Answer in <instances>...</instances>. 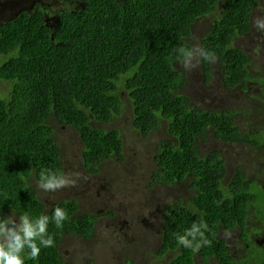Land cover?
I'll return each instance as SVG.
<instances>
[{
    "label": "trees",
    "instance_id": "trees-1",
    "mask_svg": "<svg viewBox=\"0 0 264 264\" xmlns=\"http://www.w3.org/2000/svg\"><path fill=\"white\" fill-rule=\"evenodd\" d=\"M60 1L59 9L35 4L5 15L0 25V81L8 85L7 95L0 90V213L51 216L57 206L68 213L62 228L49 224L55 246L42 249L36 260L26 257L25 264H72L61 256L64 236L89 241L98 226L99 215L83 213L79 198H61L49 208L31 182L47 169L65 173L52 121L78 132L84 165L95 175L105 161L125 157L120 130L95 124L121 116L124 98L137 131L148 135L166 124L169 137L156 147V180L175 185L187 179L195 190L187 203L177 199L164 206L159 245L148 256L159 264H264V246L251 241L252 233L264 231V182L236 169L224 183L222 153L202 155L200 142L213 128L225 142L259 143L264 125L258 134L240 124L246 109L217 113L194 105L183 90L188 74L173 55L179 45L192 47L194 24L212 16L200 46L217 56L224 87L252 97L264 115V92L258 90L264 77L254 78L250 56L233 45L250 32L262 0ZM214 63L201 62L207 82ZM254 79L255 92L249 83ZM251 220L259 225L250 227ZM200 222L209 226L211 245L195 251L179 245L176 236ZM234 228L240 232V251L231 250L219 233Z\"/></svg>",
    "mask_w": 264,
    "mask_h": 264
},
{
    "label": "rangeland",
    "instance_id": "rangeland-1",
    "mask_svg": "<svg viewBox=\"0 0 264 264\" xmlns=\"http://www.w3.org/2000/svg\"><path fill=\"white\" fill-rule=\"evenodd\" d=\"M1 2L3 3L2 0ZM35 4L53 9L64 6L60 0H16L11 4H1V7L3 11L4 8L8 10L10 7L29 10ZM211 19L212 16L201 17L194 24L193 34L188 39L192 46L201 45V39L207 32ZM259 23L264 25V0L254 13V27ZM262 30L264 33V26ZM257 38L258 34L254 29L250 34L237 38L236 44L247 51L249 50L247 44L253 47L255 61L251 66V73L264 77V47H262L264 34L260 46ZM241 40L243 43H240ZM180 67L183 69L181 65ZM186 72L188 82L183 90L191 97L194 105L209 109L220 107L246 109L248 113L244 116L245 121L239 120L240 124L245 123L249 130H256L264 125V115L259 111L260 104L239 90L225 89L219 77L217 64L214 65L213 77L208 82L204 78L201 62L198 67ZM0 90L2 94L8 92L5 81H0ZM251 90L257 91L256 83ZM124 99L126 107L121 116L110 123L95 122L97 126L106 129L120 130L125 145L124 159L121 161L109 159L102 164L99 173L91 175L84 165L83 146L78 132L70 126L53 120L56 137L63 150L65 173L69 175L79 173L78 182L75 186L46 192L39 188V181L36 178L31 180L49 208L61 198L77 197L83 213L99 215L97 230L91 240L64 236V241L60 245L61 256L65 260H73L74 264H159L145 254L149 255L150 251L157 249L158 232L154 229L159 227L162 208L165 204L190 194L188 192L191 187L190 180L178 183L176 186H166L164 182L156 180L155 173L159 170L155 161L156 147L163 139L169 137L166 124L163 123L147 136L137 132L132 126L130 102ZM213 130L210 128L206 141L201 139V146H204L201 154L205 155L211 150L224 148L222 155L226 156L230 170L239 166L238 161L241 158L239 145L229 144V147H224V142L215 137ZM252 161L251 158L246 161L247 170L251 172L252 177L264 182V172L258 171L264 158L259 162L251 163ZM249 224L250 227L259 225L253 220ZM238 234L240 235L239 230L229 233L232 238H238Z\"/></svg>",
    "mask_w": 264,
    "mask_h": 264
},
{
    "label": "clouds",
    "instance_id": "clouds-1",
    "mask_svg": "<svg viewBox=\"0 0 264 264\" xmlns=\"http://www.w3.org/2000/svg\"><path fill=\"white\" fill-rule=\"evenodd\" d=\"M252 26H254V17ZM173 55L178 57V62L185 71H192L202 61L214 63L217 60L215 53L199 45H193L190 48L179 45L173 49ZM210 110L221 113L215 108ZM220 110L226 109L221 107ZM213 133L216 138L222 140L215 134L214 130ZM207 137L204 141H206ZM229 144L230 142H228L226 147H229ZM203 147L201 146V148ZM214 150H219L222 153L220 149ZM79 175V173L69 175L64 172L47 169L40 173L38 186L46 192L75 186ZM67 219V211L60 206L53 209L51 216L48 214L33 216L29 212L18 214L13 211L7 216L0 213V264H25L26 257L36 260L42 249L55 246L54 234L49 232V224L53 223L59 229L63 227ZM208 230L209 226L206 222L193 223L183 234L176 236V241L186 249L199 250L201 247L210 246L212 243L206 235Z\"/></svg>",
    "mask_w": 264,
    "mask_h": 264
},
{
    "label": "flooded vegetation",
    "instance_id": "flooded-vegetation-1",
    "mask_svg": "<svg viewBox=\"0 0 264 264\" xmlns=\"http://www.w3.org/2000/svg\"><path fill=\"white\" fill-rule=\"evenodd\" d=\"M3 1V3L1 2V0H0V25L3 23V21H4V19H5V15H9V16H11V17H13L14 15H17V14H19L20 12H22V8H16V7H13V9H12V7H10L9 9H12V11H8V10H6V8H4V11H3V9H2V7H1V4H7V3H9V2H15V1H9V2H7L8 0H2ZM29 6V5H28ZM27 7V6H26ZM31 11V10H30ZM263 23H259L256 27H254V26H252V28H251V30H250V32L249 33H247V34H250L254 29H256V31H257V34H258V38H257V40H258V42H259V46L261 45V40H262V37H263V30H262V28H263ZM239 37H241V36H239ZM239 37H236L235 38V40H234V44L233 45H236V46H238L237 44H236V41H237V38H239ZM240 43H243L242 42V40L240 41ZM262 47H264V43L262 44ZM247 49H249V50H251L253 53H251L249 50L247 51V50H245L247 53H248V55L250 56V60H251V66L253 65V63H254V54H255V50L253 49V47L251 46V45H249V44H247ZM262 51V50H261ZM256 52H257V50H256ZM264 61V60H263ZM216 63H214L213 64V66L215 65ZM254 76V78H257L258 80H259V78H260V76H257V75H253ZM256 83L255 82V79L254 80H251V81H249V83ZM223 84V83H222ZM224 86V85H223ZM263 87H264V85L261 83V84H259V86H258V90H259V92L261 93V95H262V93L264 92L262 89H263ZM227 90H230V89H228L227 88ZM235 90V89H234ZM243 93V92H242ZM263 96V95H262ZM216 104H219V105H222V104H220V103H216ZM261 105V104H260ZM221 108V107H220ZM220 108H217L216 110L217 111H223V110H220ZM244 126H241L240 127V129H242ZM250 131H252V130H250ZM210 132V130H208V132H207V134ZM254 132H256V133H258L259 132V130H255ZM261 132H262V130H260V134H261ZM259 134V133H258ZM259 137L261 138V141L259 142V143H245V142H237L236 144L237 145H239V147H240V152L239 153H241V158L239 159V163H240V165L238 166L237 165V167H235V168H233L232 170H230V168H229V166H228V162H227V158H226V156L225 155H222L221 157L222 158H224V160H225V164H226V166H227V174H226V177L223 179V182L225 183V182H227V181H230L231 180V178L233 177V175H234V173H235V170L236 169H241V170H244V171H246L247 170V166H248V163L246 162L249 158H251L253 161L251 162V163H253V162H259V161H261L263 158H264V140H263V138L259 135ZM227 144H228V142H224V147H226L227 146ZM230 144H232V143H230ZM221 151H222V148L220 149ZM255 154V155H252V154ZM243 159H245L246 161L244 162L243 161ZM261 167H264V161H262L261 163ZM249 177V179H251V180H253V178L254 177H252L251 175H249L248 176ZM185 180H187V179H185ZM164 185H166V186H169L170 184H167V183H163ZM178 184V183H177ZM177 184H175L174 186H176ZM194 189H192L191 187L188 189V192H190V194H188L189 196H187V197H180L179 199H183L184 200V203H187L188 202V200L190 199V197L192 196V195H194ZM175 200H173V201H171V202H169V203H167V204H165V205H168V204H170V203H172V202H174ZM165 215H166V211L164 210V207L162 208V213H161V216H160V221H159V227H158V237H157V246L159 245V235H160V231L162 230V228H163V226H164V223H165ZM238 230V228H234L232 231H227V230H224V229H220L219 230V233L221 234V235H223V238H226V239H228V241H229V243H230V248H231V250H238L239 248H240V244H241V240H240V235L238 234V238H236V237H234V238H232L231 237V235H229V233H231V232H234V231H237ZM220 235V236H221ZM64 241V238H63V240H62V242ZM251 241L252 242H255V243H257L258 245H260V246H264V231H263V233H261V232H254V233H252V235H251ZM61 252V251H60ZM145 256L146 257H148V258H150L147 254H145ZM65 260V259H64ZM66 261H68L69 263H72V261L73 260H70V259H66ZM72 264H74V263H72ZM212 264H219V262H217V261H213L212 262Z\"/></svg>",
    "mask_w": 264,
    "mask_h": 264
}]
</instances>
